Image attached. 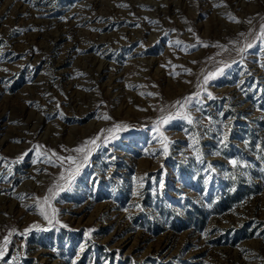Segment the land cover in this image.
I'll list each match as a JSON object with an SVG mask.
<instances>
[{"label": "rangeland", "instance_id": "374dc122", "mask_svg": "<svg viewBox=\"0 0 264 264\" xmlns=\"http://www.w3.org/2000/svg\"><path fill=\"white\" fill-rule=\"evenodd\" d=\"M262 24L264 0H0V264H264Z\"/></svg>", "mask_w": 264, "mask_h": 264}, {"label": "snow or ice", "instance_id": "6c2138e0", "mask_svg": "<svg viewBox=\"0 0 264 264\" xmlns=\"http://www.w3.org/2000/svg\"><path fill=\"white\" fill-rule=\"evenodd\" d=\"M217 6H223V5H217ZM233 22L239 23L238 20H236L234 17L232 18ZM248 23H251V21L249 20ZM241 36H243L244 34L241 33ZM258 39L260 40H264V24L261 25V29H260V35L258 37ZM181 41H176V45L179 47L181 45ZM207 46V45H205ZM217 47H222L221 45H216ZM193 47H195V45H193ZM248 48H252L253 45L251 43L247 44ZM264 66V65H262ZM221 72L223 71L222 69L220 70ZM216 73H209L207 76H205L204 78V84L206 85L208 83V81L210 79H213L215 77ZM197 95H199L197 93ZM209 98H211V93H208ZM192 102V97H185L183 99V102L181 101H177V105L180 106V108L182 109L184 107L185 104H190ZM163 110V109H162ZM199 110V109H198ZM181 116H183L185 119H187L188 123H192V119L190 116H188L186 113L184 112H180L179 113ZM103 119H110V117H108L107 115L102 117ZM175 118L172 115L163 117L160 121L157 122V127H156V131H159V125L160 124H167L171 119ZM127 125H123V124H116L114 125L113 128H109V129H101L100 134H98L96 137L94 138H90L86 141L83 142L82 145L77 146L75 149H72V152L77 153L78 155L76 157L74 156H67V157H59L58 159L61 161V165H63L64 163H68L69 168L67 169L69 172L72 173V175H76L79 173V170L85 165L87 164L89 157L91 155V152L93 150V146L98 148L100 147L99 144H97V141L101 139V136H104L105 141L108 139V137L110 135H112L113 133H115L118 130H123L126 129ZM161 137V142L165 143L164 146V152H167V138L163 136V134H160ZM113 138H116L115 136H113ZM17 143H19V141H16ZM41 146H37V148H40ZM53 155H55V153H53ZM6 158L0 157V162L5 161ZM51 163H53V166H56L54 162L49 161ZM231 163L233 165L237 164L236 160H232ZM5 167H7L8 165L5 163L4 164ZM10 171V169H9ZM61 179H64L63 174H61ZM54 187L56 188H60L61 190L63 189V185H55ZM49 193H53V189H49ZM54 194V193H53ZM20 199H24V196H20ZM39 204H44V205H48L49 199L50 197L48 195H46L43 200L41 201L40 198H35ZM39 214L46 220L48 221L49 224H51L53 222V220L55 219V216L53 215L52 218L49 217V215L44 211L43 208L40 209ZM57 223H59V221H56ZM39 225H32L30 226L29 229H26L25 231H29L31 230V228H38ZM16 232L15 229H11L9 230L8 234L3 238V243L0 244V257H3V255L5 254V251L7 249L8 244L10 243V237Z\"/></svg>", "mask_w": 264, "mask_h": 264}]
</instances>
